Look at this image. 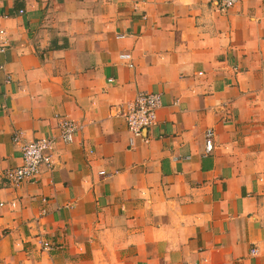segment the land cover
<instances>
[{
  "label": "crops",
  "instance_id": "1",
  "mask_svg": "<svg viewBox=\"0 0 264 264\" xmlns=\"http://www.w3.org/2000/svg\"><path fill=\"white\" fill-rule=\"evenodd\" d=\"M0 27V264H264V0H0ZM63 118L73 140L9 185L14 132Z\"/></svg>",
  "mask_w": 264,
  "mask_h": 264
},
{
  "label": "built area",
  "instance_id": "2",
  "mask_svg": "<svg viewBox=\"0 0 264 264\" xmlns=\"http://www.w3.org/2000/svg\"><path fill=\"white\" fill-rule=\"evenodd\" d=\"M237 0H219L221 9L226 10L233 6ZM7 44V33L4 28L0 27V53L5 51ZM119 58L130 60L131 54L123 52L119 54ZM161 106V96L154 92H141L137 94L126 106L119 109V114L123 117L128 130L136 136H141L142 130L153 126L157 121V110ZM78 125L71 119L63 118L58 122V132L56 136H41L28 140L23 137L21 130H16L13 134V141L19 145L21 151V162L14 166L3 170L2 174L9 185L17 187L23 182L36 179L39 175L40 165L51 167L53 158L50 150L56 141L69 143L73 140ZM205 149L211 151L213 143L214 131L211 128L206 130ZM41 248L50 249L51 243L39 239ZM256 248H252L251 252L255 253Z\"/></svg>",
  "mask_w": 264,
  "mask_h": 264
}]
</instances>
